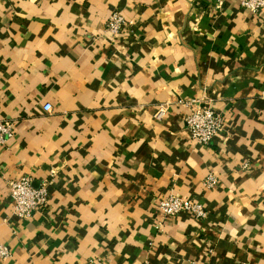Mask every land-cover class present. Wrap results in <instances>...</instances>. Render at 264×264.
<instances>
[{"label":"crops","instance_id":"0c3cea01","mask_svg":"<svg viewBox=\"0 0 264 264\" xmlns=\"http://www.w3.org/2000/svg\"><path fill=\"white\" fill-rule=\"evenodd\" d=\"M116 11L134 24L111 35ZM189 99L224 116L210 144L189 137L179 102ZM5 119L16 130L0 145V244L12 255L0 264H264V10L0 0ZM210 172L220 176L212 189ZM23 175L49 182V203L28 219L7 183ZM171 192L208 217L183 212L159 229Z\"/></svg>","mask_w":264,"mask_h":264},{"label":"built area","instance_id":"2783aa9c","mask_svg":"<svg viewBox=\"0 0 264 264\" xmlns=\"http://www.w3.org/2000/svg\"><path fill=\"white\" fill-rule=\"evenodd\" d=\"M223 3V2H221ZM241 4L246 9L254 13H260L264 10V0H241ZM134 22L128 20L121 12L112 13L107 21L106 30L111 35H116L129 31ZM184 107L189 110L186 117L189 137L201 144H210L221 133L224 128V116L218 112L210 103L198 101L196 99L180 100ZM45 111H51L50 103L44 105ZM168 111L167 104H161L155 117L158 120L163 119ZM16 123L11 119L0 120V145L5 146L7 142L15 136ZM247 166L249 164H246ZM10 197L13 202L14 213L20 218H31L35 212L49 203L50 193L48 190V180L40 181L35 184V179L30 175H23L8 180ZM220 183V176L215 172H210L204 179L203 185L206 188H216ZM161 218L158 221V228L162 229L165 221L169 217L177 216L180 213L187 212L192 216L204 219L209 212L200 201L185 198L174 192H171L159 201ZM12 255L10 247L6 244H0V263L8 260ZM89 264H103L102 261H91Z\"/></svg>","mask_w":264,"mask_h":264}]
</instances>
